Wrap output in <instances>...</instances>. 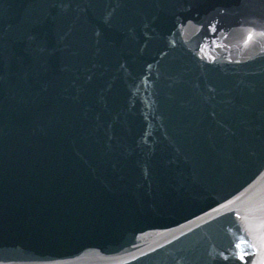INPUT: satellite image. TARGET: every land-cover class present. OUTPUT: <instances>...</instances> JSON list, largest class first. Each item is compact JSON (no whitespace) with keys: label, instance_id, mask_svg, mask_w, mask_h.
I'll list each match as a JSON object with an SVG mask.
<instances>
[{"label":"water","instance_id":"obj_1","mask_svg":"<svg viewBox=\"0 0 264 264\" xmlns=\"http://www.w3.org/2000/svg\"><path fill=\"white\" fill-rule=\"evenodd\" d=\"M262 32L264 0H0V264H261Z\"/></svg>","mask_w":264,"mask_h":264},{"label":"snow or ice","instance_id":"obj_2","mask_svg":"<svg viewBox=\"0 0 264 264\" xmlns=\"http://www.w3.org/2000/svg\"><path fill=\"white\" fill-rule=\"evenodd\" d=\"M253 31L249 30V36L248 39L251 40L253 38ZM260 35H264V32L260 33ZM243 195V194H242ZM240 197H236L234 200L229 201L228 204L221 205L223 208H227L229 204H235L237 200H239ZM241 219H244L241 217ZM260 245L264 246V236L259 237ZM247 247H257V244L253 241L246 240L244 237H240L238 239V242L235 243L234 250H231V255H225L223 252L219 253L220 259L223 261H229V260H236L240 262H244V264H247L246 257L249 255L246 251ZM261 264H264V261L261 262Z\"/></svg>","mask_w":264,"mask_h":264}]
</instances>
